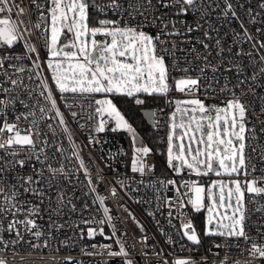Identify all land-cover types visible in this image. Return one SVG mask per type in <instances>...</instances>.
Masks as SVG:
<instances>
[{
	"label": "snow or ice",
	"instance_id": "snow-or-ice-1",
	"mask_svg": "<svg viewBox=\"0 0 264 264\" xmlns=\"http://www.w3.org/2000/svg\"><path fill=\"white\" fill-rule=\"evenodd\" d=\"M30 3L39 14L38 21L24 25L22 30L19 17L30 9L15 0H0V255L7 250L15 254L17 246L25 244L34 251L48 249L54 234L65 228L78 229L83 239L80 224L88 226L89 239L104 235L105 224L113 228L106 239L116 237L106 197L97 192L91 170L71 138V129L43 74L46 66L61 98L72 94L82 101L84 115L67 105L74 120L79 115L85 121L81 128L87 124L90 129L94 126L96 133L125 130L131 135V171L141 177L154 173L155 164L148 162L153 148L143 143L110 97L126 96L139 106L147 97H165L170 111L163 125L157 111H145L144 115L153 127L167 129L162 154L180 180L150 181L147 186L155 191L158 184L161 191L174 192V198L164 197L163 204L170 209L178 205L180 215L173 217L169 211L168 216L170 221L181 220V234L187 241L202 243L192 220L182 218L183 209L191 206L206 214L202 235L222 238L221 243L213 241V248L231 249V240L237 241L239 248L243 239L248 258L232 264L264 261V243L258 242L264 239V224H257L256 238L246 230L252 210L261 213L258 220H264V205L256 201L257 197L264 198V166L257 167L246 152L251 149L257 153L252 142L258 133L264 134V95L258 92L264 89V0H256L255 7L252 0H102L91 6L88 0ZM13 7L17 10L15 19L10 15ZM90 7L98 8L95 23ZM34 30H42L45 41L47 60L43 65L40 50L31 43ZM21 43L24 53L16 55L14 48ZM25 59L30 63L25 64ZM173 92L180 97L170 95ZM97 94L102 98H96ZM257 103L259 129L250 116ZM57 126L59 134L67 136L72 145L71 157L65 155ZM88 143L99 141L89 135ZM258 147L261 150L256 159L264 161V145ZM72 157L79 164L69 168ZM81 171L87 181L85 195L95 193L92 204L97 205V211L102 210L103 218H86L84 213L90 212V205L84 200L78 221L60 222L65 210L70 216L77 214L75 201L83 200L75 191L70 195L67 187L75 189ZM184 174L201 179L185 180ZM210 174L216 179L203 183L202 178ZM102 179L98 176L97 183ZM111 195H116L115 188ZM160 200L158 196L157 211ZM253 203L256 206L250 210L248 205ZM45 211L47 228L37 222ZM129 216L135 220L130 211ZM61 243L69 246L68 240ZM116 243L118 250L108 244H93V249L102 251L87 247L81 251L86 256L120 257L123 264H133L124 243L119 239ZM229 255L226 252L218 264H229ZM0 264H8V260L0 258ZM64 264L82 262L68 256ZM162 264L169 262L165 259ZM172 264L196 262L188 257L177 258Z\"/></svg>",
	"mask_w": 264,
	"mask_h": 264
},
{
	"label": "built area",
	"instance_id": "built-area-1",
	"mask_svg": "<svg viewBox=\"0 0 264 264\" xmlns=\"http://www.w3.org/2000/svg\"><path fill=\"white\" fill-rule=\"evenodd\" d=\"M95 1L96 4L102 2V0H88V2ZM16 3L22 4L26 9L30 11L26 12L22 17H19L23 21L21 26L22 30L24 25L31 26L38 21V12L35 7L31 5L30 0H15ZM252 6H256V0H252ZM97 8V7H96ZM16 8H12L13 18L15 19ZM47 15V13H45ZM92 22L95 23L94 17L97 19L98 8L96 12L93 13L90 9L89 13ZM109 18L112 17V13H108ZM191 17H189V21ZM50 23V20L46 21ZM235 27V25H234ZM194 36L197 34H193ZM27 39V35L25 36ZM228 41L231 40V33L229 32ZM31 43L35 44L40 50V57L42 65L46 61L45 53L47 49L44 46V38L42 35V30H34L31 38ZM247 47V46H245ZM14 53L16 55H21L24 53L23 44H18L14 48ZM33 59L35 55L33 54ZM25 64H29L30 61L25 59L23 61ZM215 63V60L213 61ZM170 63V61H169ZM44 76L45 74L49 77V85L52 87L53 94L57 100V105L60 110L64 113L65 120L67 121L68 127L71 129V138L75 142V146L80 153V156L84 159L86 166L91 170V176L93 183L96 184L97 192L106 197L105 204L110 208V215L114 217L112 224L115 225L116 237L113 239H106V237L111 236L113 228L105 224L103 226L104 235H97L93 239L87 237V225L80 224V228L84 230V238L80 239L79 230L75 228H65L61 232L54 234V238L50 241V247L48 249H43L39 251H34L28 247V245L17 246L15 254L12 250H7L0 258H5L8 260V264H64V258L71 256L76 261L82 262V264H103L104 261H108V264H123V259L120 257L109 258L107 255H94L86 256L82 253L81 249L87 247L89 251H102V249H93L91 245H112L113 250H118L119 245L116 243V239H119L124 243L126 249L130 254V258L133 260V264H162L163 260L167 259L169 264L177 258H188L196 262V264H218L219 260L225 257L226 252H230L229 264L232 261L240 260L243 262L248 258L247 252L245 251L246 245L243 239L239 243V248L236 247L237 241L231 240L229 243L232 244L231 249H215L212 247L213 241L216 243H221L222 238L217 237H204L198 232L194 215L198 213L188 206L183 209L182 218L184 220L191 219L197 233L201 234V245H194L190 241H187L185 237L181 234V220L171 219L169 220L168 213L172 212V216L176 217L180 215V210L178 205L173 208H169L163 204V198L169 197L174 198V192L169 189L168 191H161L160 185L157 184L156 190L154 191L151 187H148L150 181L156 180H166V179H176L180 180L173 171L163 172L158 169L156 164L155 154H151L148 158L149 163L155 164V170L152 176L141 177L139 173H133L131 171V161L133 155V142L131 135L125 130H118L116 132H111L106 130L104 133H96L94 131V126L92 129L85 124L84 128L79 125L85 123L84 120L80 119L78 115L77 119L74 120L71 117V110H75L80 115L81 113V103L78 97H74L72 94H66L65 98H61L60 93L56 90L54 83L51 81V72L44 66ZM175 75V73H173ZM225 75H228L225 73ZM46 77V76H45ZM233 78L234 77H230ZM34 86V85H33ZM261 95H264V89H258ZM170 95L175 97H180L179 93H171ZM98 98V94L96 95ZM248 99H252L248 97ZM86 108V101L83 102ZM67 105H72L70 110ZM153 111L158 112V121L161 125L164 124L166 120V113L170 111L167 104V99L164 97L163 104L152 108ZM159 109H164V112H159ZM259 112V104L257 103L254 112L250 113L252 124H255L257 129L261 127L259 122L256 120V114ZM79 121V123L77 122ZM54 123V121H49ZM251 126V125H250ZM23 127V125H22ZM111 127V125H109ZM47 131V129H45ZM151 131L154 135L161 138H166L167 129L163 126L153 127L151 126ZM137 133V132H136ZM58 139L63 141L64 147L66 149V156L71 157L72 145L69 143L67 136L59 134V128L57 126ZM89 135L94 136L99 143L89 144ZM143 143L148 146L143 137L141 136ZM258 145H264V134H259L257 140L252 142V147L257 148V153L261 150ZM246 152L253 157V162L257 167L264 166V161L256 159L257 153H252L251 149H247ZM79 161L74 157L71 158V163L68 164L69 168L77 167ZM58 166V165H57ZM102 170V171H101ZM28 169H25L27 172ZM259 175V173H257ZM98 176H102L103 179L97 183ZM211 177V176H210ZM183 178L185 180L189 179H201L194 176L184 174ZM208 177H203L202 182ZM139 180H143L144 184H138ZM80 183L76 184L75 189L71 185H68V191L71 195L75 191L76 197H83V200L76 199L77 204V214L71 215L65 210L64 215L60 218V222L67 221L69 224L73 220L79 219V209L86 200L90 205V212L84 213L85 217H95L96 219H102V210L97 211V205L92 204V199L95 195L88 193V188L86 187L87 181L81 171L79 173ZM128 185L129 187H121V183ZM116 189V195H111V189ZM139 188V191L136 189ZM160 197V209L157 211V197ZM29 199H31L29 197ZM137 200L141 201L137 203ZM256 201L259 204L264 205V198L257 197ZM247 202V194H246ZM123 205L124 207H121ZM255 203L249 204V209H254ZM127 209V210H125ZM129 211L134 215L135 220L129 216ZM149 213H153L149 215ZM42 220L37 222L47 228L48 213L42 212ZM261 213H257L254 210L251 211V218L247 221L248 228L246 229L249 233L256 238V226L257 224H264V220H258ZM22 218V217H21ZM55 219V217H54ZM139 222V223H137ZM7 225V219L4 221ZM93 227H98L92 225ZM143 226V231L141 227ZM147 238L146 240L144 238ZM5 238L7 239V233H5ZM71 238V239H69ZM68 240L69 246L62 244V241ZM169 240L171 242H169ZM258 242L264 243V239H258ZM241 251L244 254L241 255ZM157 253L160 255L158 256ZM218 253V255L216 254ZM206 257V260L204 259ZM254 264H264V261L257 260Z\"/></svg>",
	"mask_w": 264,
	"mask_h": 264
},
{
	"label": "trees",
	"instance_id": "trees-1",
	"mask_svg": "<svg viewBox=\"0 0 264 264\" xmlns=\"http://www.w3.org/2000/svg\"><path fill=\"white\" fill-rule=\"evenodd\" d=\"M95 20L96 18L94 17V21ZM112 98L114 99L116 106L123 112L136 132L143 137L149 147L153 148L158 169L166 173L172 172V170L167 167L165 155L162 154L165 148L164 143H162L160 137L153 134L151 127L140 112L141 108L144 107L154 108L158 105H162L164 97H147L146 103L143 106L136 105L132 98L126 96L115 95L112 96ZM204 181L207 182V179ZM194 221L198 232L203 234L205 227V213L203 211L195 213Z\"/></svg>",
	"mask_w": 264,
	"mask_h": 264
},
{
	"label": "water",
	"instance_id": "water-1",
	"mask_svg": "<svg viewBox=\"0 0 264 264\" xmlns=\"http://www.w3.org/2000/svg\"><path fill=\"white\" fill-rule=\"evenodd\" d=\"M89 4H90V6L91 5H93V4H96V2L95 1H91V2H89ZM90 9H91V11L93 12V13H95L96 12V7H90ZM153 111V109L152 108H147V107H144V108H141V110H140V112H141V114L143 115V117H144V119L146 120V122L148 123V125L151 127L152 126V123H151V121H149V119L144 115V112L145 111ZM137 135H138V137L142 140V138H141V135L139 134V133H137ZM214 174H210V176H213Z\"/></svg>",
	"mask_w": 264,
	"mask_h": 264
},
{
	"label": "rangeland",
	"instance_id": "rangeland-1",
	"mask_svg": "<svg viewBox=\"0 0 264 264\" xmlns=\"http://www.w3.org/2000/svg\"><path fill=\"white\" fill-rule=\"evenodd\" d=\"M47 53V52H46ZM46 53H45V58H46V60H47V55H46ZM45 76L48 78V82H49V77H48V75L47 74H45ZM98 98H102V94H98ZM112 100H113V102H114V99L112 98V97H110ZM115 103V102H114ZM121 111V110H120ZM122 112V111H121ZM122 114H123V112H122ZM124 115V114H123ZM125 116V115H124ZM125 118H126V116H125ZM127 119V118H126ZM128 120V119H127ZM216 179V177H215V175H213V176H211V177H208L207 178V182H204V183H208V181H209V179ZM205 213V212H204ZM205 216H206V214H205Z\"/></svg>",
	"mask_w": 264,
	"mask_h": 264
}]
</instances>
